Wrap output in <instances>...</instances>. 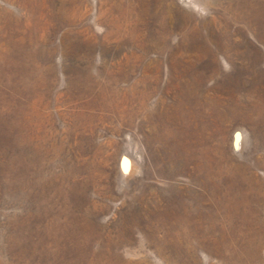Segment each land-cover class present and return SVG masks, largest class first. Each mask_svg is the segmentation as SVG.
I'll return each instance as SVG.
<instances>
[{
  "label": "rangeland",
  "instance_id": "1",
  "mask_svg": "<svg viewBox=\"0 0 264 264\" xmlns=\"http://www.w3.org/2000/svg\"><path fill=\"white\" fill-rule=\"evenodd\" d=\"M0 264H264V0H0Z\"/></svg>",
  "mask_w": 264,
  "mask_h": 264
},
{
  "label": "bare ground",
  "instance_id": "2",
  "mask_svg": "<svg viewBox=\"0 0 264 264\" xmlns=\"http://www.w3.org/2000/svg\"><path fill=\"white\" fill-rule=\"evenodd\" d=\"M201 9V8H200ZM200 39V38H199ZM207 78V77H206ZM197 81V80H196ZM178 87V86H177ZM238 103V102H237ZM236 141H238L237 140V138H236ZM127 167V163L126 162H123V168L125 169Z\"/></svg>",
  "mask_w": 264,
  "mask_h": 264
}]
</instances>
